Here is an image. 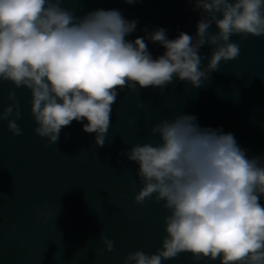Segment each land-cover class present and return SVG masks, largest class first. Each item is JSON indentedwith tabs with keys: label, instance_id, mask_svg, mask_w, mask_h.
Instances as JSON below:
<instances>
[{
	"label": "clouds",
	"instance_id": "1",
	"mask_svg": "<svg viewBox=\"0 0 264 264\" xmlns=\"http://www.w3.org/2000/svg\"><path fill=\"white\" fill-rule=\"evenodd\" d=\"M188 2L200 10L195 36L181 31L170 39L158 28L148 39L165 51L153 58L143 37L126 39L138 22L118 9L77 16L64 0H0V81L31 90L34 131L48 143L56 144L62 127L76 120L83 131L96 133L95 143L103 147L118 90H163L177 79L199 88L222 60L239 57L240 45L231 36H264V0ZM206 44L210 56L200 54ZM8 99L13 103L0 111V120L18 136L15 91ZM151 134L159 142L137 143L121 154L138 165L142 187L135 202H164L166 235L155 253L130 252L124 264H162L181 252H191L195 261L264 264L261 158H249L233 133L201 127L191 114L163 119ZM100 239L113 251L114 242L103 231Z\"/></svg>",
	"mask_w": 264,
	"mask_h": 264
},
{
	"label": "water",
	"instance_id": "2",
	"mask_svg": "<svg viewBox=\"0 0 264 264\" xmlns=\"http://www.w3.org/2000/svg\"><path fill=\"white\" fill-rule=\"evenodd\" d=\"M63 6L77 16L118 9L138 22L126 39L143 37L153 58L165 48L148 39L149 33L164 28L170 39L181 31L195 36L201 18L188 0H64ZM230 39L239 43V57L222 60L199 88L177 79L163 90H118L103 147L96 145V133L83 131L76 120L62 127L56 144L48 143L34 131L31 90L0 81V111L13 103L8 94L15 91L22 130L14 135L8 121L0 120V264H124L130 252L161 248L168 211L163 201L135 202L142 187L138 165L121 153L137 143L159 142L151 128L163 119L195 115L201 127L233 133L249 158L264 163V36ZM210 49L206 44L200 54L210 56ZM102 231L114 242L111 252L100 239ZM162 264L220 261H195L191 252H181Z\"/></svg>",
	"mask_w": 264,
	"mask_h": 264
}]
</instances>
